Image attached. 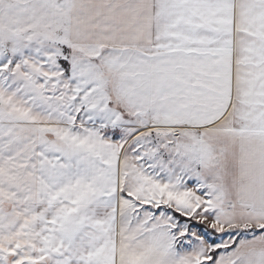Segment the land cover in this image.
<instances>
[{
	"label": "snow or ice",
	"instance_id": "1",
	"mask_svg": "<svg viewBox=\"0 0 264 264\" xmlns=\"http://www.w3.org/2000/svg\"><path fill=\"white\" fill-rule=\"evenodd\" d=\"M0 264H264V0H0Z\"/></svg>",
	"mask_w": 264,
	"mask_h": 264
}]
</instances>
